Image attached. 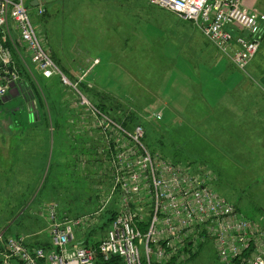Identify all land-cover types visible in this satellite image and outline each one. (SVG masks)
Masks as SVG:
<instances>
[{"label": "rangeland", "instance_id": "1", "mask_svg": "<svg viewBox=\"0 0 264 264\" xmlns=\"http://www.w3.org/2000/svg\"><path fill=\"white\" fill-rule=\"evenodd\" d=\"M41 5L44 15L38 16L35 8L30 14L62 72L74 80L90 67L89 59L100 63L86 74L91 85L67 92L60 82L43 80L30 59L24 60L26 69L17 58L22 81L31 91L25 97L13 94L9 102L0 100V230L44 246L49 225L38 216L42 206L56 203L83 211V193L74 189L77 174L85 181L81 186L87 196L94 197L91 178L71 169L76 155L59 136V131H74L81 117L91 120V112L71 103L81 100L77 91L123 128L142 126L144 143L153 153L204 174L220 196L264 228V185L258 171L246 168L242 147L235 148L234 139L209 134V89L215 84L223 88L228 66L233 67L231 56L221 54L193 22H181L145 0H41ZM93 106L89 110L97 113ZM33 115L42 122L34 123ZM53 130L58 131L55 136ZM67 142L71 147V140ZM94 207L82 215L68 213L69 218L79 219ZM117 210L115 197L108 211ZM180 264L220 263L208 243Z\"/></svg>", "mask_w": 264, "mask_h": 264}, {"label": "built area", "instance_id": "2", "mask_svg": "<svg viewBox=\"0 0 264 264\" xmlns=\"http://www.w3.org/2000/svg\"><path fill=\"white\" fill-rule=\"evenodd\" d=\"M35 1L40 2L37 14L44 15L41 0ZM145 1L193 22L238 69L245 70L260 49L264 16L240 0ZM16 56L25 68L24 60L30 59L44 80L59 78L67 92L86 78L87 73L71 81L59 69L25 0H0V99L14 91L30 93ZM76 93L81 100L71 103L92 116L77 120L67 139L92 138L98 144L77 159L78 170L91 178L88 185L98 207L74 220L56 203L42 206L38 216L49 225L44 246L0 230V264H100L112 258L124 264H180L208 243L220 264H264L263 227L220 196L204 174L153 153L144 143L142 126L127 130ZM92 106L97 113L89 110ZM115 197L118 210L110 212Z\"/></svg>", "mask_w": 264, "mask_h": 264}, {"label": "crops", "instance_id": "3", "mask_svg": "<svg viewBox=\"0 0 264 264\" xmlns=\"http://www.w3.org/2000/svg\"><path fill=\"white\" fill-rule=\"evenodd\" d=\"M240 1L245 8L264 16V0ZM93 61L94 59H89L88 65L91 66ZM220 63L210 70L217 69ZM228 69L230 70L225 73L223 88L219 90L218 84H215L214 90L212 87L209 89L211 107L209 134L212 138L217 136L219 140L234 139L235 148L241 145L245 155L243 163L246 164V168L258 171L260 185H264V25L259 52L248 67L241 70L233 64V67L228 66ZM234 72L240 73V76H235ZM216 81L218 82L217 79ZM87 85H91L89 79ZM18 96L15 92V97ZM10 100L11 97L8 96L1 102ZM37 111L39 110L36 107L34 112ZM213 115H216L214 119ZM38 121L42 122L34 115L33 122L37 124ZM57 132L53 130V135L55 136Z\"/></svg>", "mask_w": 264, "mask_h": 264}, {"label": "trees", "instance_id": "4", "mask_svg": "<svg viewBox=\"0 0 264 264\" xmlns=\"http://www.w3.org/2000/svg\"><path fill=\"white\" fill-rule=\"evenodd\" d=\"M60 128V124L58 125L57 124V129ZM59 136L61 137L64 136L63 138L65 139V142L63 144V146L70 152L72 153V155H76V157L73 159V162L71 163V169H75L76 172L78 173V162H77V159L78 157L81 155V154H85L86 153V149L85 148H91L93 150H96L98 148V144L94 141V139L92 138H80L79 140H77L75 143H72L71 147H69L68 145V142H67V136L65 135V133L62 131H59ZM75 178H76V184H75V187L74 189H77L78 192H81L83 193V199L81 200V206L83 207V211H77L76 208L74 209H70V208H67V213H70V214H73V212H75L76 214H79L82 215V214H85L86 212H88L90 210V207L93 205H95L94 208H96V205H97V202H95L93 200V197L92 195L91 196H87L88 193L86 192L85 189H83L84 187L81 186V184H84L85 181L82 179L83 177L80 176L79 174L75 175ZM61 186V185H60ZM63 186V185H62ZM90 190H91V193L93 194V190L91 188V186H89ZM75 198V197H74ZM70 207V206H69ZM196 256V254L192 257L194 258ZM192 260V259H191ZM190 260V261H191ZM100 264H124L122 262L121 259H118V258H112L110 260V262L108 263H105L102 261V259L99 260ZM170 264H179L177 263L176 260H173V262H171Z\"/></svg>", "mask_w": 264, "mask_h": 264}, {"label": "water", "instance_id": "5", "mask_svg": "<svg viewBox=\"0 0 264 264\" xmlns=\"http://www.w3.org/2000/svg\"><path fill=\"white\" fill-rule=\"evenodd\" d=\"M38 4L37 3H33L32 6H37Z\"/></svg>", "mask_w": 264, "mask_h": 264}, {"label": "bare ground", "instance_id": "6", "mask_svg": "<svg viewBox=\"0 0 264 264\" xmlns=\"http://www.w3.org/2000/svg\"><path fill=\"white\" fill-rule=\"evenodd\" d=\"M18 56H16V60H17Z\"/></svg>", "mask_w": 264, "mask_h": 264}]
</instances>
